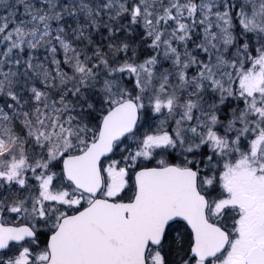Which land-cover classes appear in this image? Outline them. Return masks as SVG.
<instances>
[{"label":"snow or ice","instance_id":"obj_1","mask_svg":"<svg viewBox=\"0 0 264 264\" xmlns=\"http://www.w3.org/2000/svg\"><path fill=\"white\" fill-rule=\"evenodd\" d=\"M0 264H264V0H0Z\"/></svg>","mask_w":264,"mask_h":264}]
</instances>
